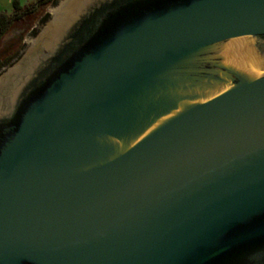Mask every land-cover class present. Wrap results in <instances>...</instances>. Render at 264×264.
<instances>
[{
	"label": "water",
	"instance_id": "water-1",
	"mask_svg": "<svg viewBox=\"0 0 264 264\" xmlns=\"http://www.w3.org/2000/svg\"><path fill=\"white\" fill-rule=\"evenodd\" d=\"M0 264H264V0L51 4L0 67Z\"/></svg>",
	"mask_w": 264,
	"mask_h": 264
},
{
	"label": "rangeland",
	"instance_id": "rangeland-1",
	"mask_svg": "<svg viewBox=\"0 0 264 264\" xmlns=\"http://www.w3.org/2000/svg\"><path fill=\"white\" fill-rule=\"evenodd\" d=\"M36 1L37 0H0V11L11 14L14 11L15 3H18L21 7H26ZM50 5L45 6L39 13L17 21L11 26L0 42V62L6 59L9 61L17 54L23 45L26 35L34 28L38 20L46 14Z\"/></svg>",
	"mask_w": 264,
	"mask_h": 264
},
{
	"label": "trees",
	"instance_id": "trees-1",
	"mask_svg": "<svg viewBox=\"0 0 264 264\" xmlns=\"http://www.w3.org/2000/svg\"><path fill=\"white\" fill-rule=\"evenodd\" d=\"M56 0H37L29 6L21 7L18 3L14 4V11L11 14L0 11V42L11 26L26 17L39 13L45 6L53 4ZM47 17L43 20L46 21ZM8 60L0 62V67Z\"/></svg>",
	"mask_w": 264,
	"mask_h": 264
}]
</instances>
